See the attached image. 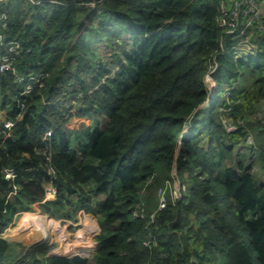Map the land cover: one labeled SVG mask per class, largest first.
<instances>
[{
  "label": "trees",
  "instance_id": "trees-1",
  "mask_svg": "<svg viewBox=\"0 0 264 264\" xmlns=\"http://www.w3.org/2000/svg\"><path fill=\"white\" fill-rule=\"evenodd\" d=\"M58 1L0 2V33L19 45L11 56L13 70L0 71V122L5 117L15 123L9 136L0 137V230L17 208L42 198L52 171L58 195L43 205L56 217L82 207L100 226L92 264H264V178L245 168L248 152L238 160L232 156L248 128L264 140L260 121L247 119L264 101V37L252 57L234 60L228 40L218 53L217 0H102L93 6ZM93 23L109 29L108 41L123 40L117 68L115 60L95 68L65 60L64 49L71 41L78 49ZM214 61L216 87L207 100L203 77ZM241 75L250 77L249 84L238 81ZM32 76L42 85L32 83ZM28 84L31 90L23 94ZM73 100L80 106L70 111ZM222 108L244 125L226 131ZM187 120L194 127L180 146L188 155L174 158L172 147ZM49 128L47 157L41 135ZM4 168L16 172L12 180L2 176ZM172 170L179 179L188 174L192 183L186 203L168 202L156 212L161 227L150 247L144 241L153 234L146 223L157 206L154 193ZM12 184L18 194L7 200ZM138 200L143 217L133 214ZM12 246L0 239V264L89 261L77 255L37 258L41 247L26 251L29 260L23 261L10 258Z\"/></svg>",
  "mask_w": 264,
  "mask_h": 264
},
{
  "label": "built area",
  "instance_id": "built-area-1",
  "mask_svg": "<svg viewBox=\"0 0 264 264\" xmlns=\"http://www.w3.org/2000/svg\"><path fill=\"white\" fill-rule=\"evenodd\" d=\"M2 1L4 0H1L0 2ZM24 1H29L34 4H38L41 1L59 2L58 0ZM100 2H102V0H85L82 3L88 6H93L95 3ZM4 19L5 17L3 16V22L1 25L5 24ZM215 22L221 31L220 47L218 53L223 51V40H228L230 42L229 51L234 60L245 59L249 56L252 57L261 51L259 41L260 38L262 39L264 37V9L261 6V0H217ZM18 49L19 45L17 43L5 41V38L0 33V71L13 70L11 65V56L14 52H18ZM215 67L216 62L214 61L213 65L205 75L212 79L211 73L215 70ZM29 78H31L32 83L38 84L40 86L42 85L41 82L38 83L39 77L32 76ZM211 79H208L209 82H211ZM204 83L207 84L205 81ZM215 85L216 84L213 83L211 89L208 87V85H206L208 88L207 100L213 99L216 87ZM30 90L31 84H28L24 87L22 93H28ZM77 97L78 96H76V98ZM74 101L76 100H73L72 103ZM70 111L72 110L70 109ZM227 115L229 114L227 113ZM222 123L227 131L233 129L234 127L230 121L225 120L222 121ZM14 125L15 123L13 119L5 117L1 118L0 137L5 138L9 136L14 129ZM41 140L46 143L44 145L43 153L48 157L50 156V128L44 131V133L41 135ZM15 175L16 172L11 168H4L2 170V176L7 180H12ZM53 178L54 174L52 171H50L49 180H47L43 185L42 198L39 201L30 203L27 208H17L14 212V218L12 221L2 230H0V236L4 235L6 230H9L15 225H19L24 228L29 226H25L26 224H33V226L36 228V234L38 233L37 239L43 240V245L45 243L51 247V255L60 254V256L77 255L86 258L91 257L94 255L96 249V234L98 233L99 229L96 225L97 222H94L89 212L84 210L82 207H76L74 214L69 218H56V216L53 218L39 209L41 204L46 201L54 200L58 195L57 188L52 182ZM11 186V189L6 195L7 200L13 199V197L18 194L16 185L12 184ZM72 199L73 201L75 200L74 198ZM69 208L71 209L72 207ZM29 213L35 214L38 217L37 221H32L31 217L27 215ZM46 221L52 222V224H50L51 228L45 224ZM63 228L67 229V232H70L65 235L66 232L62 230ZM149 243L150 241L144 242L146 245H149ZM34 248H36V246ZM22 253L24 254L25 252L23 251ZM36 256L37 255H35V257Z\"/></svg>",
  "mask_w": 264,
  "mask_h": 264
},
{
  "label": "rangeland",
  "instance_id": "rangeland-1",
  "mask_svg": "<svg viewBox=\"0 0 264 264\" xmlns=\"http://www.w3.org/2000/svg\"><path fill=\"white\" fill-rule=\"evenodd\" d=\"M2 17L3 16L0 14V24L3 22ZM99 28H103V34L100 30H98ZM110 38H111L110 31L107 27H104L100 23H93L91 25L90 29L88 31H86L83 34V37L80 38L77 42L78 49L80 48L83 50L76 49L75 45L71 41L70 44L63 51V53H65V60H67V62H69L70 66H72V67H80L79 63H82V62L83 63L84 62H90L94 65L93 66L94 68L96 67V63L99 61H102V62L105 61V62H108L109 64H112L113 60H115L117 62L114 63L113 68H112V69H115V68H117L119 63L124 58V57H122L120 59H118V58L116 59V55L119 52L120 47L122 46V44L124 42L121 38H118L116 41H113V42L111 40L108 41ZM109 42H110V44L117 46L116 50H114V49L111 50L112 48L107 45V44H109ZM123 46L128 47L129 43H125ZM230 56L232 57L231 53H230ZM94 62H95V64H94ZM111 73L112 72H110L109 74H111ZM106 76H108V75H106ZM208 79H211V78L209 76L205 75L204 81L207 83L206 85H208V87L211 89L213 83H215V82L212 79H211V82H209ZM101 80H103V79H101ZM244 80H245L246 84H249L250 77H248L247 75H241L238 78L239 82H242ZM221 87L224 88L225 94L229 95L230 89H228V87L226 86V83L223 82ZM247 88H248V90H250L251 87L248 86ZM68 98H69V96L67 95L64 99H68ZM239 99L240 98L238 97L235 100L238 101ZM78 102L79 101H74L71 104V110L80 106V104ZM261 102H263V103L260 106V108H257L256 112H254L252 115H250L247 119L248 120H253L254 118L258 119V121H260V125L262 127V130H261L262 134H264V101H261ZM227 111H228V109L222 108L221 113H220V118H221V122L227 120V121H230L231 124L234 126L233 129L228 130V131L235 130L237 125H244L242 120H238L237 122L233 121V119L229 115H227ZM105 121H106V119L103 116H99L100 124L104 125ZM225 124H226V122H225ZM192 127H194V124L188 120L183 124V128H182V130L178 136L179 140L176 141L174 146L172 147V155L174 158H176L177 156H181V154H182V156H181L182 158L187 157L188 154L186 155L183 152V149L181 150L180 142L182 141L183 138H185L186 134L189 132V130L192 129ZM248 129H247V133H246L244 142L235 147V149H234L235 151L232 153V156H234L235 159L238 160L240 157L239 154L243 153L245 155V153L248 152L247 157L243 158L245 168H248L249 171H251L255 174L257 173L259 177L261 176L262 178H264V170H262V168H261V159L264 160V140H260V139H262L260 137L256 140L255 139L256 138L255 132L250 130V129L248 130ZM187 176H188V174H186V176H184L183 178L179 179L178 177H176L175 170H172L171 173L169 174V178L166 179L161 186H159L160 188L156 189L154 196L156 197L157 206L152 212H150V214L148 216L150 218V220H148L146 223V225L152 223L153 234L149 233L148 238H147L148 240H150V243H149L150 247L155 244L156 236L154 233L158 232L160 230V227H161V223H159L155 220L156 212L159 209L165 208L168 205V202H171V204L173 205V203L175 201L182 199L184 201L183 203H186L184 197L187 195L188 190H189L191 183H192L190 180H187ZM201 177L203 178V175H201ZM147 192H148V189H144L142 196H144ZM100 197H101V195H98L95 198H100ZM141 203H142V201L138 200L135 204L133 214L136 217H143L145 215L144 210L141 207ZM39 209H40V211L45 212L48 216L55 218V215L52 214L49 210L50 207L47 208L43 204H41L39 206ZM27 215L29 217H31L32 221H37V219H38V217L35 214L29 213ZM90 216L93 218L94 222L96 223L95 217L92 214ZM62 217H67V216H62ZM56 218H61V217H56ZM67 218H69V217H67ZM45 224L48 225L49 228H51L50 224H52V222L46 221ZM96 225H97L98 229H100V226L97 223H96ZM25 226H28V227H25V229H23V230L26 231V230L30 229V230L26 231V233L32 232V229L34 232L36 231L35 230L36 228L33 226V224H26ZM185 229H188V226ZM62 230H64L67 233V229L63 228ZM173 230H174V228H172L171 224H169L168 231L172 232ZM190 240H192V237L190 238ZM17 242L18 243H16L14 248H13V250L16 249V251L14 250L15 253L13 255V257H14L13 259L20 256L21 258H23V261L29 260V257H27V256L25 257L22 252L23 251L24 252L30 251L35 246H36V248L41 247V250H44V253H42V254L34 253L35 255H37L36 256L37 258H40L42 256H48L49 254L50 255L52 254L51 247L47 246L45 243L43 245L42 244L43 240H41V239H30V238L29 239H19V241H17ZM144 242H146V241H144ZM56 255H60V254H56ZM93 257H94V255L91 257H88V260H89L88 264H92Z\"/></svg>",
  "mask_w": 264,
  "mask_h": 264
},
{
  "label": "crops",
  "instance_id": "crops-1",
  "mask_svg": "<svg viewBox=\"0 0 264 264\" xmlns=\"http://www.w3.org/2000/svg\"><path fill=\"white\" fill-rule=\"evenodd\" d=\"M261 6L264 9V0H261ZM2 115H3V113H2ZM23 229H25V227L22 228L19 225H15V226L11 227L9 230H6L4 235L0 236V239H4V240H6L8 242H13V247H11V250L9 252L10 253V258H13V255H14V253L16 251V249H14L15 250L14 251L13 248H14L15 244L18 243L17 241H19V239H29V238L30 239H37L38 233L36 234V232H34L33 229H32V232H30V233L29 232L26 233V231H28L30 229H28L26 231L23 230ZM69 232L70 231L65 233V235H67ZM12 261H13V259H12Z\"/></svg>",
  "mask_w": 264,
  "mask_h": 264
},
{
  "label": "clouds",
  "instance_id": "clouds-1",
  "mask_svg": "<svg viewBox=\"0 0 264 264\" xmlns=\"http://www.w3.org/2000/svg\"><path fill=\"white\" fill-rule=\"evenodd\" d=\"M216 86V85H215Z\"/></svg>",
  "mask_w": 264,
  "mask_h": 264
}]
</instances>
